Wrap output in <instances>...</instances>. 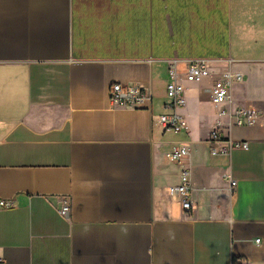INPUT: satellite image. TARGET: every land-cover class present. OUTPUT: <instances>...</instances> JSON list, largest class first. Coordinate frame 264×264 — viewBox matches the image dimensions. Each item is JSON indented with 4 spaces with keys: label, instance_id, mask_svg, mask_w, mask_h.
<instances>
[{
    "label": "crops",
    "instance_id": "crops-1",
    "mask_svg": "<svg viewBox=\"0 0 264 264\" xmlns=\"http://www.w3.org/2000/svg\"><path fill=\"white\" fill-rule=\"evenodd\" d=\"M193 59L210 74L187 80ZM228 67L225 109L254 125L211 103ZM169 78L179 134L157 122ZM113 84L149 108L112 104ZM214 127L247 149L210 156ZM182 171L189 212L168 194ZM0 199V264H264V0H0Z\"/></svg>",
    "mask_w": 264,
    "mask_h": 264
},
{
    "label": "built area",
    "instance_id": "built-area-1",
    "mask_svg": "<svg viewBox=\"0 0 264 264\" xmlns=\"http://www.w3.org/2000/svg\"><path fill=\"white\" fill-rule=\"evenodd\" d=\"M171 70V69H170ZM169 70V71H170ZM210 74V63L205 59L189 60L185 71V78L189 81H198ZM242 76L233 73L229 67L221 72L211 89V103L218 109L220 116L229 115L233 119L234 126H251L261 117L253 109H235L230 114L225 109L230 100V91L235 83L241 81ZM109 101L119 107L133 109H148L151 93L149 89L137 86L113 84L110 86ZM167 102L163 105L164 114L157 117L158 125L163 132L179 134L184 129V124L177 113L185 104L183 87L173 78H169L166 85ZM208 152L212 157H228L233 150H246V142H234L227 139L219 127H214L207 139ZM187 155V149L181 145H174L168 151L166 158L175 164H180ZM230 189L236 185L235 181L226 176ZM170 198L176 199L184 212L192 210L191 194L192 189L187 181V172L182 171L179 184L168 188ZM13 207L12 200L0 199V210H7ZM70 204L64 201L58 209V214L65 220L70 218Z\"/></svg>",
    "mask_w": 264,
    "mask_h": 264
},
{
    "label": "trees",
    "instance_id": "trees-1",
    "mask_svg": "<svg viewBox=\"0 0 264 264\" xmlns=\"http://www.w3.org/2000/svg\"><path fill=\"white\" fill-rule=\"evenodd\" d=\"M232 264H238L236 260H233L232 261Z\"/></svg>",
    "mask_w": 264,
    "mask_h": 264
}]
</instances>
